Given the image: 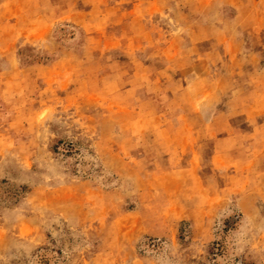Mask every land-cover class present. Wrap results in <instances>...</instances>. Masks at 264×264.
Listing matches in <instances>:
<instances>
[{"label":"rangeland","instance_id":"1","mask_svg":"<svg viewBox=\"0 0 264 264\" xmlns=\"http://www.w3.org/2000/svg\"><path fill=\"white\" fill-rule=\"evenodd\" d=\"M0 264H264V0H0Z\"/></svg>","mask_w":264,"mask_h":264}]
</instances>
